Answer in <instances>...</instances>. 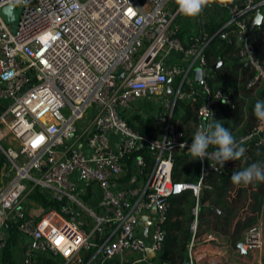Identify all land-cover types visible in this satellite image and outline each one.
I'll return each mask as SVG.
<instances>
[{
  "label": "built area",
  "instance_id": "obj_1",
  "mask_svg": "<svg viewBox=\"0 0 264 264\" xmlns=\"http://www.w3.org/2000/svg\"><path fill=\"white\" fill-rule=\"evenodd\" d=\"M211 4L209 13L215 6L223 13L216 29L209 31L214 22L201 13L184 44L180 33L185 17L174 0H0V9L13 5L18 10L14 31L0 15V253L15 232L27 240L22 264H36V257L46 253L58 255V264H106L126 252L142 254L146 261L157 255L168 197L187 188L197 197L206 176L235 162H226L218 172L212 159L197 161L195 183L172 178L174 157L188 153L181 145L190 146L199 126L211 121L209 112L215 117L218 102L231 104L227 94L212 90L205 79L203 51L214 35L237 37L239 58L254 72L246 86L264 91V60L254 40V35L264 37V23L247 32L264 0ZM196 69L202 74L194 80ZM152 97L161 98L162 112L156 115L164 126L160 137L139 133L123 114L138 100ZM177 101L195 106L194 120L175 116ZM110 134L119 139L116 147ZM236 142L246 152L264 149V123L257 120ZM138 149L152 159L147 181L137 189L112 190ZM131 158L140 169L145 167L143 155ZM90 182L100 189L103 215L96 216L79 199V183ZM35 192L53 205L40 211L32 201L39 212L31 210L27 200ZM150 208L156 216L146 241L135 233ZM84 215L94 218L89 228ZM191 229L195 231L196 220ZM196 238L188 245V264H194ZM242 242L248 252L263 253L264 200ZM85 252L91 254L84 258Z\"/></svg>",
  "mask_w": 264,
  "mask_h": 264
},
{
  "label": "trees",
  "instance_id": "obj_2",
  "mask_svg": "<svg viewBox=\"0 0 264 264\" xmlns=\"http://www.w3.org/2000/svg\"><path fill=\"white\" fill-rule=\"evenodd\" d=\"M217 25L218 22L211 24L209 31L213 32ZM260 37L258 36L259 41L256 42V45L260 58L264 60V41ZM236 41H238L236 36H231L230 40H226L220 38L219 35H214L203 54L208 69V74L205 76L208 85L212 90H222L229 96L233 105L218 102L214 119H228L231 124L229 122H223V124L230 132L232 129L242 126L240 132V136H242L247 134L257 121L253 114L255 103H250L247 106L246 100L253 98L257 89H260L259 98L264 99V91L258 86H246L247 80L253 76L254 72L241 62ZM246 106L247 113L245 112ZM174 114L182 121L194 120L195 106L186 101H177ZM127 123L139 133L153 137H160L164 129L163 124L156 119V116H142L140 112H133L128 116ZM136 154H141L145 160L149 158L152 162L144 149L136 150L131 157ZM258 161L264 163V149L254 147L245 152L240 160L227 166L224 172L210 173L206 176L204 178L206 186L201 189L197 197L189 188L180 194L169 196L166 217L162 223L165 234L156 258L165 260L168 264H188V245L191 237H200L207 233L226 236L231 248H237L238 243L244 238L245 230L257 219L261 203L264 200V182L235 185L231 182L230 176L233 172L241 171ZM198 177V163L192 160L187 152L174 157L173 180L195 183ZM31 199L43 208L53 205V202L47 201L38 192H35ZM194 208H196V214L193 213ZM216 210H219V213ZM194 220H196V229L192 231L191 224ZM16 235L15 232L10 234L0 253L2 264H14L11 247L16 241ZM90 254L88 252L84 258ZM60 261L61 258L52 253L39 254L36 257V264H58Z\"/></svg>",
  "mask_w": 264,
  "mask_h": 264
},
{
  "label": "crops",
  "instance_id": "obj_3",
  "mask_svg": "<svg viewBox=\"0 0 264 264\" xmlns=\"http://www.w3.org/2000/svg\"><path fill=\"white\" fill-rule=\"evenodd\" d=\"M213 4L217 5V1L213 0L211 5ZM206 10H208V7H206L202 13L208 14L209 11L207 12ZM260 12L263 16L262 23H264V5L260 8ZM187 20L188 18L182 19L183 24L180 33V38L183 39L182 41L184 44H186V42H184V39L187 36L186 31L184 33V28L187 29L188 27L185 25L184 22H186ZM192 33L193 32L188 34L190 40ZM171 57L176 58L177 54L171 53ZM201 74L202 73L196 69L193 71L192 76L194 80H197ZM169 94H171V90L169 91L167 87L165 91V95H169ZM141 101H143L142 104ZM148 101L149 100H145V99L138 100V102L134 104V107L132 109L124 111L123 114L128 117V115L130 114L128 112L130 110H133L134 112H140L141 114H146L147 111L154 110L153 104L150 102L148 103ZM109 142L113 147H116L119 143V139L113 134H110ZM145 162H146L145 167L143 169H140L134 158L128 160L124 165L122 175L119 178L115 179V181L113 182L112 190L115 191L120 190L127 186H130L132 189H137L141 187L147 181L148 173L152 167V162L150 161L149 158H146ZM78 191H79L80 199L83 202V204H85L91 211H93L96 216L103 215L104 212L98 207V201L101 197V192L96 184L91 182L79 183ZM131 202H132V198L130 197L128 202L126 203V206L129 205V203ZM30 208L31 210L39 212L36 206ZM40 211H42L41 207H40ZM142 215L143 216H142L141 224L135 234L136 236L146 241H149L153 229V222L155 220L156 211L154 208L146 209L144 210ZM83 218L86 227L89 228L92 225L94 218L90 215H84ZM16 236H17L16 241L11 247V255L14 264H22L24 250L27 247V240L25 237L21 235H16ZM239 243L242 245L241 246L238 245L237 248L233 249L229 245L228 238L226 236H221L216 233H212V234L207 233L200 237H197L192 247L194 264H264V251L261 254H258L257 252L251 253L247 251L242 241ZM85 253L86 255L88 254V252ZM153 255L154 254H150V258L147 261L146 260L145 261L148 262L149 264H155L156 259L158 258H156V255L154 256ZM157 261H164L168 263L167 261L160 259H158Z\"/></svg>",
  "mask_w": 264,
  "mask_h": 264
},
{
  "label": "clouds",
  "instance_id": "obj_4",
  "mask_svg": "<svg viewBox=\"0 0 264 264\" xmlns=\"http://www.w3.org/2000/svg\"><path fill=\"white\" fill-rule=\"evenodd\" d=\"M27 0H16L17 4L26 3ZM177 11L180 15L188 19H195L201 15L204 9L209 6L213 0H174ZM223 4L224 0H220ZM207 112L208 109L205 108ZM210 122L201 124L195 132L190 146L182 144L187 148L190 158L194 161L203 163L207 159H212L217 165L216 171L224 169L228 161L240 160L245 152V147L238 144L223 124V120H216L213 114ZM253 114L256 119L264 123V100H257L253 107ZM213 151H209V149ZM230 180L235 185H249L253 182H264V163L255 162L241 171L233 172Z\"/></svg>",
  "mask_w": 264,
  "mask_h": 264
},
{
  "label": "rangeland",
  "instance_id": "obj_5",
  "mask_svg": "<svg viewBox=\"0 0 264 264\" xmlns=\"http://www.w3.org/2000/svg\"><path fill=\"white\" fill-rule=\"evenodd\" d=\"M211 9V8H210ZM208 12V10H206ZM209 16H210V20L211 22H214L216 23L217 21H219L221 19V17L223 16V13L220 12V10H217V7H213L212 8V12L208 13ZM187 27V29H185L184 27V33L186 31V38L184 39V42L189 43L190 42V39H189V35L191 32H194L196 30V22H195V19H188L186 22H184ZM183 24V23H182ZM263 39L264 41V37H260ZM183 40V39H182ZM254 40H256V42L259 41V38L258 36L254 35ZM238 41H236V46L238 47ZM259 91L260 89H257L256 90V94H254L253 98L251 99H247L246 100V103H247V106L250 104V103H255L257 100H264V99H260L259 98ZM141 100H144V99H141ZM152 103L153 104V109L152 111H147L146 114H141L142 116H156V115H159L161 114L162 112V109H161V106H160V102H161V98H157V97H152L151 99H149L148 103ZM143 103V101H141V104ZM247 106L245 108V112L247 113ZM89 112V111H87ZM134 111L133 110H130L128 113H130L128 116H130ZM216 120H223L222 122H229L228 119H219V118H216ZM230 123V122H229ZM231 124V123H230ZM242 130V126H238L236 127L235 129H232L231 130V133L232 135L234 136V138H238L240 136V132ZM80 199V197H79ZM81 200V199H80ZM33 201L34 204H36L38 207L41 205L36 203L35 200H31L29 198V200H27V205L29 207H33V205L31 204ZM83 256H86V253L83 254ZM158 259H156L157 261ZM111 261V262H109ZM106 264H149L148 262H146L145 260H143V256L142 254H139V253H136V252H126V253H123V254H120L114 258H112L111 260H109Z\"/></svg>",
  "mask_w": 264,
  "mask_h": 264
},
{
  "label": "water",
  "instance_id": "obj_6",
  "mask_svg": "<svg viewBox=\"0 0 264 264\" xmlns=\"http://www.w3.org/2000/svg\"><path fill=\"white\" fill-rule=\"evenodd\" d=\"M141 3L144 2V0H138ZM218 1V0H216ZM0 15L4 19L6 23H9L12 25L11 29L14 31L15 30V20L18 15V10L15 9L13 5H5L0 9ZM262 19L263 16L260 12V8H256L254 11V16L250 20L248 27H247V32H251L255 27L260 26L262 24ZM241 246L242 244H238Z\"/></svg>",
  "mask_w": 264,
  "mask_h": 264
},
{
  "label": "snow or ice",
  "instance_id": "obj_7",
  "mask_svg": "<svg viewBox=\"0 0 264 264\" xmlns=\"http://www.w3.org/2000/svg\"><path fill=\"white\" fill-rule=\"evenodd\" d=\"M34 146H35V143H34Z\"/></svg>",
  "mask_w": 264,
  "mask_h": 264
}]
</instances>
